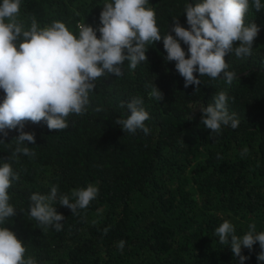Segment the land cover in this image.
<instances>
[{
	"label": "trees",
	"instance_id": "obj_1",
	"mask_svg": "<svg viewBox=\"0 0 264 264\" xmlns=\"http://www.w3.org/2000/svg\"><path fill=\"white\" fill-rule=\"evenodd\" d=\"M104 2L22 0L20 19L30 24L28 18L35 16L41 27L59 20L78 35L79 24L97 26ZM187 2L202 0H149L162 35L174 17L188 27L183 13ZM245 22H254L260 31L251 56H225L228 70L238 75L230 85L202 76L199 90L195 85L185 88L175 62L164 61L161 40L149 45L148 63L130 70L125 61L121 77L98 78L88 111L69 114L67 129L49 130L43 121L26 123L25 131L36 135L35 144H25L36 155L7 161L20 179L8 190L16 215L0 224L24 243L26 258L34 257L37 264H239L214 230L227 219L237 235L250 223L264 231V9L250 6ZM181 46L187 53L188 46ZM153 82L162 101L149 96L145 85ZM220 91L227 92L228 111L236 113L240 124L210 138L199 109ZM5 95L0 89V102ZM137 96L150 116L145 121L148 135L124 133L114 123L126 118L121 102ZM97 107L102 111L96 112ZM17 135L13 130L7 138L0 136L6 143L0 144V165L14 150ZM244 148L248 152L242 156ZM89 183L99 194L79 215L55 205L65 217L61 231L29 217L31 193L47 194L56 185L71 199L74 188ZM121 240L122 251L117 247ZM259 251L258 243L251 252L243 249L250 257L244 264H258Z\"/></svg>",
	"mask_w": 264,
	"mask_h": 264
},
{
	"label": "clouds",
	"instance_id": "obj_2",
	"mask_svg": "<svg viewBox=\"0 0 264 264\" xmlns=\"http://www.w3.org/2000/svg\"><path fill=\"white\" fill-rule=\"evenodd\" d=\"M21 4L22 0L0 3V89L6 94L0 102V136L7 138L10 131L18 132L13 138L14 150L0 165V224L16 215L9 203L8 190L20 176L7 161L18 159L21 154L33 158L36 155L25 144V141L35 144L36 135L34 131H25L27 122L43 121L49 130L67 129L69 114L83 116L88 111L89 95L95 90L98 78L108 74L121 77L125 61L130 70L142 62L148 63L149 45L161 40L167 53L163 59L166 63L175 62L185 88L195 85V92L199 90L202 76L224 79L230 85L238 75L228 70L230 65L225 56L230 53L237 58L251 56L260 28L254 22L246 23L245 14L250 6L256 11L264 9L261 0H251V5L250 0L187 2L183 13L188 27L174 17L162 35L156 13L148 7L149 0H105L99 25L79 24L78 35H74L59 20L41 27L35 16L28 18L30 24L20 19ZM237 41L239 46L234 47ZM181 42L188 46L187 53ZM145 87L151 89V98L164 99L154 82ZM229 99L226 91H220L212 96L211 103L199 109L200 123L210 130V138L219 135L224 127L236 129L240 124L236 113L228 111ZM143 103L138 96L121 102L120 107H126L127 115L114 123L124 133L135 135L139 130L150 134L151 129L145 124L150 116ZM95 111L102 109L97 107ZM0 144H6L5 140L0 139ZM247 152L244 148L241 155ZM98 194L99 188L89 183L74 188L70 199L53 185L47 194H30L28 215L42 227L61 231L65 217L57 212L55 205L67 207L73 216L79 215ZM107 231L104 229L105 235ZM214 235L220 244L230 248L239 264L250 259L242 254L243 249L251 252L258 243L260 251L256 259L258 264L264 262V231L258 232L255 223H250L241 236L236 234L234 224L225 219L215 228ZM124 245L125 241L121 240L117 247L122 251ZM25 253L26 246L16 234L8 227H0V264H37L34 257L26 258Z\"/></svg>",
	"mask_w": 264,
	"mask_h": 264
},
{
	"label": "built area",
	"instance_id": "obj_3",
	"mask_svg": "<svg viewBox=\"0 0 264 264\" xmlns=\"http://www.w3.org/2000/svg\"><path fill=\"white\" fill-rule=\"evenodd\" d=\"M100 23V22H99ZM99 23L97 25H99Z\"/></svg>",
	"mask_w": 264,
	"mask_h": 264
}]
</instances>
